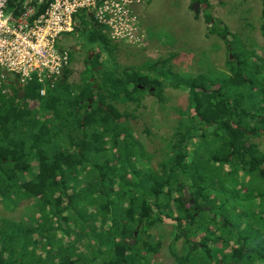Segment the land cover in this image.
<instances>
[{
	"label": "trees",
	"instance_id": "16d2710c",
	"mask_svg": "<svg viewBox=\"0 0 264 264\" xmlns=\"http://www.w3.org/2000/svg\"><path fill=\"white\" fill-rule=\"evenodd\" d=\"M23 1L8 0V9L18 15ZM190 1L210 7V0ZM49 2L31 0L37 14ZM80 16L75 31L88 30L95 46L93 57L86 58L90 77L70 82L72 70L64 68L45 96L39 94L41 85L31 82L25 84L21 100H17L12 80L6 78L13 92L0 93V200L14 204L19 197L35 199L39 215L38 220L32 218L34 225L24 229L6 222L0 230V253L8 252L12 258L25 237L36 245L34 235L51 237L63 232L68 237L94 238L109 253L106 261L95 263L101 246L87 244V251L94 249L92 259L78 254L69 264H134V259L145 264V255L156 247L142 239L145 254L140 253L129 240L138 242L134 236L137 227L144 234L166 217L173 223L170 254L174 264H264V152L247 134L264 133V117L259 116L264 114V62L251 65L250 54L237 46L231 53L235 60H227L229 75L217 89L211 88L213 81L204 82L200 76L185 87L181 81L169 80L175 75L169 66L175 55L154 62L143 72L128 68L119 72L102 56L112 57L117 44L89 13ZM205 19L206 24L212 23V16ZM224 26L216 20L208 34L226 39ZM260 29L264 37V19ZM95 75L99 76L96 87ZM167 87L187 90L190 112L179 110L157 171L126 169L141 180L139 186L122 172L126 161L137 165L134 159L139 161L145 155L139 148L134 152L135 142L122 120L134 115L120 113L114 104L129 102L138 107L145 93L164 103ZM246 96L255 98L250 105ZM33 103L38 107H31ZM254 121L256 125L251 126ZM112 148L116 154L111 157ZM240 172L250 177V192L236 188L244 186ZM134 190L140 193L134 194ZM119 198L126 199L128 206L117 212L114 206ZM75 205L81 206V213H75ZM59 221L66 230L57 225ZM180 239L182 245L175 248ZM69 241L68 250L60 245L61 264L69 261V251L76 250L73 238ZM20 258L21 254L13 259Z\"/></svg>",
	"mask_w": 264,
	"mask_h": 264
},
{
	"label": "rangeland",
	"instance_id": "374dc122",
	"mask_svg": "<svg viewBox=\"0 0 264 264\" xmlns=\"http://www.w3.org/2000/svg\"><path fill=\"white\" fill-rule=\"evenodd\" d=\"M144 2H146L148 7L144 17L143 15L140 17L142 19L141 26L146 32L147 39L142 47L150 41L151 34L149 35L147 30L154 34V38L149 44L150 46L141 49L125 43L111 41L117 44L113 56L110 57L106 53L102 55L105 60L109 61L110 66L117 67L119 72L127 68L143 72L154 62L168 58L170 55H175L169 61L171 71L175 75L169 76V80L174 78V80L181 81V87H185L191 79L200 76V79L204 80V82L213 81L211 88L217 89L225 75H229L227 60H235L231 53L232 51L235 53L237 46H242L247 51L246 55L250 54V60L253 63L251 65L254 66V63L260 64L264 62V37L260 29L263 23L260 13L262 8L261 0H210L211 9L209 14L212 15V23L210 24L205 22V17L209 14H204V10L201 11L200 6H198L200 10L198 17L194 18L195 12L191 10V5L188 7L186 0H144ZM216 20L221 21L226 26L223 27L228 32L226 39L220 38L217 34H208V28ZM87 28H90V23ZM88 37V30H78L77 39L87 53L82 54V56H76L73 60L72 58L70 59L66 66V69L70 68L72 70L70 82L80 83L82 77H90L89 69H85L86 58L91 59L93 57L95 46ZM155 47L159 49L155 50ZM259 59L261 60L259 61ZM98 69H101V67ZM261 76L264 77V70ZM90 80L93 82L92 78ZM95 80H97V83L94 87L99 83V76L95 75ZM4 87L9 89L11 93L13 92L11 85H5ZM187 94V90L182 88L167 87L164 90V103H160L156 96L145 93L138 107L129 102L114 104L120 113L128 112L130 115H134V117H128L127 120L124 118L122 120L126 122V127L135 142L134 152H137L139 148L145 154L139 158V161L134 159L137 165L132 160L124 163L122 172L128 180L134 181L140 186L141 180L135 176L133 178L130 171H126V169L140 167L144 171L155 172L158 170V165L167 151V144L172 138L179 120V110L190 112V109L188 110ZM254 99L252 97L250 100L246 96L248 105ZM31 107L37 108L38 104L33 103ZM259 116L264 117V114H259ZM255 125V121L251 122V126ZM249 140L255 143L259 150L264 152L263 132L258 136L251 135ZM129 141L132 142L131 140ZM109 147L110 145H108V149ZM114 154H116V149L112 148L109 155L112 157ZM225 169L227 170V167ZM35 171L36 168L33 166L32 172ZM26 177L29 178L27 173ZM239 181H242L244 186L237 185L236 188H242L244 191L250 192L252 189L250 177L242 175L240 172ZM88 186L91 187L92 185ZM106 186L108 187V183H106ZM117 187V185L114 186V189L118 190L119 187ZM134 192V194L140 193L135 190ZM116 202H119L114 206V210L117 212L124 210L123 208L128 206L124 198H119ZM37 203L38 201L35 199L24 197L16 199L14 204L1 199L0 230L6 226L8 221L13 223L12 228H15L16 223L21 227L34 225L32 218L39 219ZM80 207V205H75L73 208L75 213L80 212ZM85 208L89 209L90 207L86 206ZM123 221L125 222L126 220L124 219ZM172 224L170 219L164 217V221L161 224L150 227L144 234H142L140 227H137L135 238L138 242L134 241L135 243H133L136 250L140 253L145 252L142 249V239H146L148 244H153L156 247L155 252L145 255V264H174L170 254L173 236ZM57 225L62 230L67 229V226L60 221ZM97 225L99 227V224ZM108 226L107 223L103 227L106 230ZM57 236L60 237L63 245L70 242L63 232H57ZM80 237H71L74 240L73 243H76L78 254L92 259L95 254L94 249L87 251L85 246L87 244L93 246L98 244L101 246L100 250L102 253L97 257L95 263H103L107 260L109 253L106 245H100L99 241L94 238L90 239L88 236ZM198 239L196 238V240ZM181 245L182 241L180 239L173 246L179 248ZM217 248H221V245L218 244ZM16 249L19 250L20 246H17ZM217 256L219 258L222 257L220 253Z\"/></svg>",
	"mask_w": 264,
	"mask_h": 264
},
{
	"label": "built area",
	"instance_id": "2783aa9c",
	"mask_svg": "<svg viewBox=\"0 0 264 264\" xmlns=\"http://www.w3.org/2000/svg\"><path fill=\"white\" fill-rule=\"evenodd\" d=\"M133 0H50L37 14L31 0H24L18 15L8 9V0H0V93L11 94L4 87V71L15 74L25 86L41 85L39 94L55 87L69 63L68 50L59 48L60 37L75 33L76 18L84 12L103 27L112 42L141 47L147 35L132 11Z\"/></svg>",
	"mask_w": 264,
	"mask_h": 264
},
{
	"label": "flooded vegetation",
	"instance_id": "af4514ba",
	"mask_svg": "<svg viewBox=\"0 0 264 264\" xmlns=\"http://www.w3.org/2000/svg\"><path fill=\"white\" fill-rule=\"evenodd\" d=\"M192 3L193 2L190 3L191 10H193L195 12V10L192 8ZM261 3H262V8H261L260 13H261V17L264 19V2H263V0H261ZM198 6H200L201 11L204 10V14H209V10L211 9V3H210V7H207V5H205V4H199ZM198 10H199V8H197V12H195V13L200 12V10L199 11ZM210 16H212V15H210ZM84 53H87V51H84L82 44L79 41H75V43L71 42L69 49H68V54H69L70 58H72V60L74 59V57L82 56V54H84ZM247 134L249 136H251L252 132H247ZM17 226H19V225H17ZM22 228L23 229L28 228V226L27 227L22 226ZM51 238L53 240H51ZM70 238L71 237H68V239H70ZM32 241H37L38 243L36 245H34L28 241V236L25 237V241L23 242L22 247L19 250L16 249L14 251L12 258H10V254L8 252L0 253V257L3 259V261H0V264H61L60 259L63 255H62V250L60 249V245H62L61 244L62 242H61L60 237L57 236V234L54 236H51V237H47L46 235H42V236L34 235V236H32ZM53 241H54V243H53ZM70 243H71V241H70ZM133 243H135L134 240H129L130 245ZM65 245H64V248L66 250V248L68 247V244H65ZM71 248H74V247H71ZM134 249H135V246H134ZM65 253H66V251H65ZM68 253H69V257H70L69 261L66 263H62V264L72 263L73 261H75L78 258V253L75 249H72ZM20 254H21V258L18 259L17 262H15L13 258L19 256ZM128 254H131V252L128 251ZM108 258H109V255H108L107 259ZM6 261H8V262H6ZM133 262H134V264H139V262L136 259H134Z\"/></svg>",
	"mask_w": 264,
	"mask_h": 264
},
{
	"label": "crops",
	"instance_id": "0c3cea01",
	"mask_svg": "<svg viewBox=\"0 0 264 264\" xmlns=\"http://www.w3.org/2000/svg\"><path fill=\"white\" fill-rule=\"evenodd\" d=\"M186 2H187V5H188V7L190 6V3H191V1L190 0H186ZM148 6H147V4H146V2H144V0H133V2H132V4H131V9H132V11L138 16V18H139V21H140V24H141V17L140 16H142L143 15V17H144V13H146V8H147ZM195 14L196 13H194V18H195ZM81 15V14H80ZM90 16H91V14H90ZM81 16H77V18H76V26L78 27L79 26V18H80ZM195 20V19H194ZM142 25V24H141ZM77 32L78 31H75V33H73V34H70V35H65V36H62V37H60V39H59V42H58V46H59V48H61V49H66V50H68L69 49V46H70V44H71V42H73L72 41V37H75L76 38V41H78V39H77ZM147 32H148V34L150 35V41L149 42H147V44L145 45V46H141V47H137V48H146V47H149L150 45V42L153 40V38H154V34L150 31V30H147ZM156 49L155 50H157V49H159L158 47H155ZM154 53V52H153ZM152 53V54H153ZM151 54V55H152ZM151 55H149V56H151Z\"/></svg>",
	"mask_w": 264,
	"mask_h": 264
},
{
	"label": "water",
	"instance_id": "95a60500",
	"mask_svg": "<svg viewBox=\"0 0 264 264\" xmlns=\"http://www.w3.org/2000/svg\"><path fill=\"white\" fill-rule=\"evenodd\" d=\"M198 5L199 4L197 2H193L192 3V8L195 10V12H197ZM72 41L75 43L76 38L72 37ZM63 72H64V69H63ZM3 74H4L5 78H8V79L12 80V82L15 85L16 89L18 90V92H17V100H21L24 97V85L19 82V80L15 76V74L8 73L6 71H4ZM104 109H106V107H104ZM261 167L264 168V164ZM184 195L188 196V193H187L186 189H184ZM183 199L185 200V197ZM191 201H193V200L191 199ZM134 236H135V233H134Z\"/></svg>",
	"mask_w": 264,
	"mask_h": 264
}]
</instances>
